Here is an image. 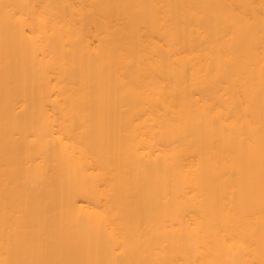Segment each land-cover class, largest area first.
Instances as JSON below:
<instances>
[{"label": "bare ground", "instance_id": "obj_1", "mask_svg": "<svg viewBox=\"0 0 264 264\" xmlns=\"http://www.w3.org/2000/svg\"><path fill=\"white\" fill-rule=\"evenodd\" d=\"M0 264H264V0H0Z\"/></svg>", "mask_w": 264, "mask_h": 264}]
</instances>
